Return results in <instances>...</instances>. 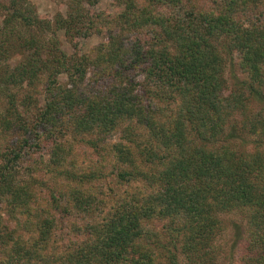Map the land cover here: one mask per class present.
<instances>
[{
	"label": "trees",
	"instance_id": "trees-1",
	"mask_svg": "<svg viewBox=\"0 0 264 264\" xmlns=\"http://www.w3.org/2000/svg\"><path fill=\"white\" fill-rule=\"evenodd\" d=\"M98 1L69 0L53 21L27 0L0 7V62L20 55L0 69L10 106L0 129L27 134L0 165V264H214L219 216L239 210L248 213L240 244L264 264V148L235 151L241 126L233 138L225 129L247 103L264 108V0H117L114 18L92 11ZM58 31L107 42L72 57ZM236 53L246 80L229 86ZM41 78L46 95L28 128L30 103L12 90ZM125 120L145 139L122 135ZM65 126L97 133L90 147L111 146L125 168L93 183L65 172L62 139L43 177L34 156L23 166L36 135ZM118 130L119 144L110 145Z\"/></svg>",
	"mask_w": 264,
	"mask_h": 264
},
{
	"label": "rangeland",
	"instance_id": "rangeland-1",
	"mask_svg": "<svg viewBox=\"0 0 264 264\" xmlns=\"http://www.w3.org/2000/svg\"><path fill=\"white\" fill-rule=\"evenodd\" d=\"M68 1L69 0H27V6L29 8H34V11L39 15L43 20L53 21L57 14L61 13L66 15L68 11ZM8 5V0H0V7ZM122 8L117 0H99L94 7L95 14H105L108 17L114 18L120 14ZM5 19V10L0 8V24L4 22ZM264 22V14L261 17ZM59 44L61 49L68 56H82V55H91L95 50L107 42L105 35L93 34L88 38H77L71 39L66 37L64 31L56 32ZM16 51V49H15ZM233 61L228 65L225 71V77L229 86H235L239 83L246 80V74L243 73L237 67V53L233 57ZM20 60L19 53H13L10 58V63L13 67ZM7 62H0V69H4V66ZM91 74V72H89ZM87 75V78H91L90 75ZM68 76L66 74H61L59 80L61 83H66ZM140 83H143L141 77L138 78ZM45 78H41L39 81H36L32 86L27 84L22 89L19 87L14 88L12 91L17 95H21L24 98V103H30L26 105L29 107V112H26L25 119L27 121L28 128L33 126V123L36 121L38 111L42 108L44 98L46 95L45 92ZM7 93V91H5ZM4 90H0V117L6 111L8 106V99L5 97ZM232 119H230L229 125L225 128L226 133H231L233 126L238 124L241 126V131L239 139L234 140L233 147L236 151V148L241 150H246L252 152L256 147L264 148V108L260 106L259 103L251 102L247 103L243 110L240 112H234ZM68 120V118L66 119ZM11 122H5L4 125H11ZM9 126L4 129H0V165L8 160L9 151L13 150L17 144L18 146L22 143L24 138H27V134L23 131L21 126H16V129H13L14 133L10 132ZM8 129V130H7ZM126 130V133L122 135L126 136L135 132L138 140L145 139V131L138 128L135 121L125 120L121 130ZM140 129V130H139ZM36 132V131H35ZM11 134V135H9ZM36 135V133H34ZM135 134H133L135 136ZM62 135V136H61ZM30 143L32 148L26 150V155L24 158L23 166L32 165V158L37 159L38 169L40 171L39 176L43 175L49 169L47 161L50 158V153L52 149L57 145V140L62 139L65 141L61 153L64 158L62 166L66 169L65 172H71V174H78L77 176H87V178L92 182L93 177H98L99 174H112L117 173L123 170L125 166L119 161L115 149L111 146H103L101 148L90 147L89 142L98 138L97 133H82L78 130L73 129L72 127H64L63 134L60 133L59 127L56 129L48 130L47 132H42ZM136 138V137H135ZM134 138V139H135ZM121 139L120 130L113 134H109L107 140L110 142V145L118 143V140ZM36 144V147H34ZM119 144V143H118ZM71 150V151H68ZM36 152V153H35ZM43 160H41V159ZM94 176H89V172L93 171ZM51 170V169H50ZM49 171V170H48ZM35 173L38 174L36 170ZM102 172V173H101ZM93 183V182H92ZM97 183V181H94ZM98 188V186H97ZM1 193V192H0ZM6 195L3 194L2 197ZM9 206L8 201L4 204V208ZM16 217V214H15ZM14 217V218H15ZM220 219L223 220L222 230L214 239L212 245L215 252L214 264H260L258 260H253L245 251L244 245H241V240L245 238V226L248 224V213L244 210H239L237 213L225 215L220 214ZM240 245V246H239ZM238 247H240L238 249ZM258 257L259 254H256Z\"/></svg>",
	"mask_w": 264,
	"mask_h": 264
}]
</instances>
